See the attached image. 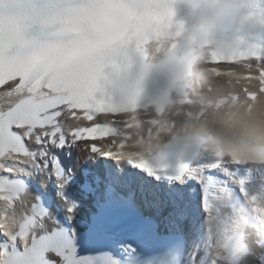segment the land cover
I'll list each match as a JSON object with an SVG mask.
<instances>
[{
  "label": "clouds",
  "instance_id": "1",
  "mask_svg": "<svg viewBox=\"0 0 264 264\" xmlns=\"http://www.w3.org/2000/svg\"><path fill=\"white\" fill-rule=\"evenodd\" d=\"M174 3L160 6L170 8L169 23L115 0H0V83L30 75L85 119L118 117L105 120L113 143L137 159L186 167L188 156L207 154L264 165V75H245L244 36L225 42L214 31L225 18L238 32L264 31V0H189L190 26L175 18ZM223 61L237 67L222 70ZM154 71L165 87L145 101ZM15 227L0 203V229L11 236Z\"/></svg>",
  "mask_w": 264,
  "mask_h": 264
},
{
  "label": "snow or ice",
  "instance_id": "2",
  "mask_svg": "<svg viewBox=\"0 0 264 264\" xmlns=\"http://www.w3.org/2000/svg\"><path fill=\"white\" fill-rule=\"evenodd\" d=\"M115 2L135 6L148 15H165L168 22L171 21L170 8L164 11L160 8L170 0ZM238 51L243 54L240 63L250 65L245 75L249 78L264 75V36L261 41L252 42ZM255 65L258 69L253 70ZM217 67L223 70L237 65L223 61ZM3 70L4 65L0 64V72ZM89 116L92 119H85L65 95L50 91L30 75L0 83V173L5 174L0 175V203L5 205L16 224L11 236L0 229V254L3 255L0 264H64L63 256L54 247L36 251L33 259H23L30 249H36L45 233L56 227L51 225L53 214L47 210V202L51 199L46 188L49 179L54 177L56 196L65 205L68 221L75 217L80 207L68 194L74 178L66 173L56 174L58 160L49 168L50 148H75L85 163L92 161L98 165L84 169L92 183L104 189L103 197L94 201L85 222L87 230L113 237L126 233L128 238L118 241L117 247L123 246L132 252L135 264H146L169 251L175 252L174 264H197L201 251L200 230L215 215L213 202L209 199L214 185L221 198L223 192L219 190L229 181L238 185L253 209L264 216V206L257 205L255 196H248L245 181L238 178L236 166L241 164L207 154L188 156L186 167L161 164L160 157L137 159L126 147L113 143L115 128L107 126L105 120L115 121L118 117L94 112H89ZM32 148L41 152L44 173L48 175L38 185L41 192L37 196L29 194L31 203L18 208L20 193L14 195L11 191L16 169L8 167L5 161L19 164L26 156L35 160L37 153L30 151ZM179 158L185 157L182 154ZM167 159H172L170 153ZM37 208L44 211L37 212ZM228 212L226 208L220 209L219 218L225 219ZM241 227L237 223L234 231H226L220 239L222 250L233 258L251 251ZM254 245L264 250V237L257 238ZM261 259L264 261V257Z\"/></svg>",
  "mask_w": 264,
  "mask_h": 264
},
{
  "label": "bare ground",
  "instance_id": "3",
  "mask_svg": "<svg viewBox=\"0 0 264 264\" xmlns=\"http://www.w3.org/2000/svg\"><path fill=\"white\" fill-rule=\"evenodd\" d=\"M77 155L82 156V154L80 152H78L76 149L72 150L71 157L69 159L70 163H72L76 169L78 168L79 165H81L80 162L76 161ZM39 177L43 178V175L39 174Z\"/></svg>",
  "mask_w": 264,
  "mask_h": 264
}]
</instances>
